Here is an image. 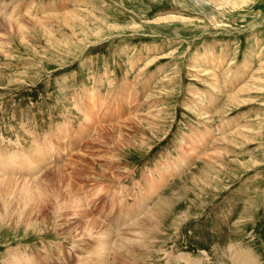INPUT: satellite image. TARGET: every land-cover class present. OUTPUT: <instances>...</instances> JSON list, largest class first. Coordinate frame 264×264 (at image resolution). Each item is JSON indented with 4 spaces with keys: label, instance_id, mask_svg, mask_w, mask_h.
<instances>
[{
    "label": "rangeland",
    "instance_id": "obj_1",
    "mask_svg": "<svg viewBox=\"0 0 264 264\" xmlns=\"http://www.w3.org/2000/svg\"><path fill=\"white\" fill-rule=\"evenodd\" d=\"M0 11V264H264V0Z\"/></svg>",
    "mask_w": 264,
    "mask_h": 264
},
{
    "label": "bare ground",
    "instance_id": "obj_2",
    "mask_svg": "<svg viewBox=\"0 0 264 264\" xmlns=\"http://www.w3.org/2000/svg\"><path fill=\"white\" fill-rule=\"evenodd\" d=\"M1 12V11H0ZM3 18V17H2ZM4 19V18H3ZM7 19V18H6ZM22 20V19H21ZM16 21V20H15ZM4 22V21H3ZM12 22V21H11ZM11 22H9V20L7 19V20H5V22L4 23H7L8 25H10V24H13V23H11ZM3 24V23H2ZM6 25V24H5ZM7 25V26H8ZM12 27H13V25H11ZM9 27V26H8ZM90 122H91V120H90ZM121 133V132H120ZM15 155V154H14ZM15 159V158H14ZM13 159V160H14ZM8 160H9V158H8ZM10 161V160H9ZM6 162V161H5ZM1 163V162H0ZM8 164H14V161L12 162H7ZM1 165H3V166H5L6 168H8L9 166L8 165H6L5 163H3L2 162V164ZM16 165V164H15ZM11 166V165H10ZM12 167H13V165H12ZM180 166H178V168H179ZM11 168V167H10ZM178 168L175 166V164H168L167 166H166V170L169 172H171V171H178ZM181 168V167H180ZM11 170V169H10ZM61 172H62V170H60ZM57 173H60V172H58L57 171ZM63 173V172H62ZM56 175V174H55ZM57 176H58V174H57ZM1 177V176H0ZM59 177V176H58ZM57 178V177H56ZM10 180H6L5 178L4 179H2V178H0V182L2 183L0 186L2 187V193H1V191H0V196L1 197H3L4 198V208H3V210L5 209L6 210V212H8V208L6 207V204H8L9 202H10V196H12V194H14L15 192H13V191H15V186L17 187V188H19V181L17 180V179H11V178H9ZM58 179V178H57ZM57 179H55V180H57ZM61 181H63L62 183L63 184H66V180L65 179H60ZM32 181V180H31ZM48 181V180H47ZM50 181V180H49ZM69 181V180H68ZM34 182V181H33ZM52 182H53V184H54V180H51V185H53L52 184ZM60 182V181H59ZM21 184H22V188H19V191L21 192V195H22V197H23V200L24 201H26V202H31L32 203V205L34 204V205H37L38 204V201L36 200V198L38 199V197L44 202V205L43 206H41V209L39 210V211H37V210H35V216H43L45 213H49L50 211L52 212V213H55L56 214V211L58 212L62 207H61V203L59 204L57 201L59 200V198L63 195V191L61 190L60 192H58V194H56V195H53V194H51L52 192H51V190L52 189H50V186H48V185H35V190H34V194H35V196H36V198H33V200H31L32 199V197H30V195H28V189L27 188H29L31 191H32V187L31 186H33L32 185V183H30L28 180L26 181V180H22V182H20ZM71 183V182H70ZM10 184V185H9ZM47 184V183H46ZM49 184V185H50ZM55 184H56V182H55ZM10 186V187H8V186ZM11 185H15L14 187L13 186H11ZM72 185V184H71ZM67 185V187H66V189H68V195L67 196H69V195H75L76 197H77V193H75V191L77 190H75V188L76 187H74V185ZM54 186H57V185H54ZM47 187H49V188H47ZM16 188V189H17ZM57 188H58V186H57ZM57 188H56V190H57ZM62 188V187H61ZM60 188V189H61ZM54 189V188H53ZM53 191V190H52ZM67 191V190H66ZM77 192V191H76ZM65 194V193H64ZM75 196H73V199H74V197ZM62 198V197H61ZM72 199V200H73ZM76 199V198H75ZM75 199H74V201H75ZM77 202V201H76ZM65 203V202H64ZM63 203V204H64ZM74 203V202H73ZM41 204V203H40ZM68 204V201H67V203H66V205ZM42 205V204H41ZM70 205V204H69ZM73 205V204H72ZM38 206V205H37ZM54 207H56V209H54ZM35 208V207H34ZM68 209V208H67ZM70 209H71V207H70ZM61 211V210H60ZM133 212V211H132ZM130 213V212H129ZM46 220V219H45ZM47 221V220H46ZM44 222V221H43ZM89 222H91L93 225H96V224H98V223H96L95 221H89ZM88 236V235H87ZM126 246V245H125ZM241 260V259H240ZM242 260H244V259H242ZM240 262V261H239ZM247 262V261H246ZM241 263V262H240ZM243 264H244V262H243Z\"/></svg>",
    "mask_w": 264,
    "mask_h": 264
}]
</instances>
